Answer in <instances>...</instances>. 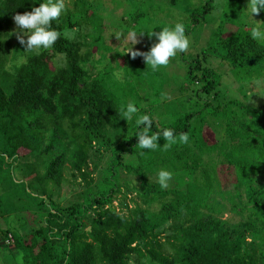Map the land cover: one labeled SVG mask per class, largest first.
Listing matches in <instances>:
<instances>
[{"label":"trees","instance_id":"trees-1","mask_svg":"<svg viewBox=\"0 0 264 264\" xmlns=\"http://www.w3.org/2000/svg\"><path fill=\"white\" fill-rule=\"evenodd\" d=\"M167 1L178 7L181 0ZM41 2L0 0V213L25 212L20 226L28 229L5 231L22 264H264V104L244 103L235 89L228 96L213 63L226 65L238 84L246 76L254 83L264 78V41L223 14L185 69L183 100L156 110L157 120L149 116L150 135L168 128L186 133L187 142L159 138L141 155L134 121L143 112L135 106L132 119L124 116L135 89L120 93L107 70L89 68L101 52L95 42L64 35L86 19L97 28L88 5L96 0H75L78 12L51 24L59 34L54 45L8 68L13 17ZM213 9L214 0L195 8L193 28ZM134 75L150 81L144 66ZM214 156L218 163L205 161ZM161 169L175 185L160 188ZM66 172L80 185L59 203L55 191ZM214 195L245 219L220 218L209 204Z\"/></svg>","mask_w":264,"mask_h":264},{"label":"rangeland","instance_id":"rangeland-1","mask_svg":"<svg viewBox=\"0 0 264 264\" xmlns=\"http://www.w3.org/2000/svg\"><path fill=\"white\" fill-rule=\"evenodd\" d=\"M95 0H90L93 2ZM206 0H181L178 7H172L167 0H96L91 5L90 13L94 16V25L96 29L92 28L91 23L86 19L81 22L80 27H75L72 30H67V37L77 41L95 42L101 52H97L93 61L89 65L94 72H109V77L112 82H116L119 88L123 87L135 89L136 96L127 99V103L137 106L138 110L143 114H148L154 120H157L156 110L162 108L164 105L171 102H178L182 99L179 96L178 89L182 86L185 80V69L188 63L197 54L210 44L212 32L223 20V14H229L230 19H233L239 24H246L248 27H253V21L247 17L244 12L247 9L248 0H214V9L211 13L205 16L206 24L199 25L193 28L190 15L194 13L195 8L198 9ZM65 11L61 16L74 15L79 8L75 6V0H64ZM187 8L189 10H187ZM133 17L138 19L133 22ZM253 20L257 23H262L260 12L253 16ZM176 22H182L185 27V35L189 40V47L184 53H178L174 58H170L168 64L164 67L152 71L146 66L142 57L132 59L129 54L124 53V48L121 46L120 40L129 32L139 33L144 30H151L159 32L160 27L170 26ZM102 30L100 31L99 29ZM16 25L10 32L9 54H8V68L19 66L24 63L31 53L24 52V47L19 44L15 36ZM116 37H121L117 39ZM138 43L133 47L134 51L147 52L155 38H149L145 32L142 36H137ZM103 58L104 63H109L108 68L103 69L101 62L98 61ZM19 61V62H18ZM57 65L64 64V58L59 56L56 59ZM214 67L222 74L223 90L232 96L230 91H235L238 99L244 100V103L258 107L264 104V78L258 79V84L245 77L240 80L233 77L229 68L226 65H221V62H213ZM144 66L147 73V79L150 81L137 80L134 75L139 71V68ZM95 67V68H94ZM113 73H119L120 79H116ZM102 75V74H101ZM237 82H236V80ZM114 80V81H113ZM244 81V82H243ZM255 82V81H254ZM243 86V93L241 87ZM235 89V90H234ZM247 92L246 101L244 94ZM239 93V94H237ZM163 94V96H162ZM242 94V96H241ZM234 96V95H233ZM240 96V97H239ZM183 100V99H182ZM136 108V109H137ZM217 128V127H216ZM220 138L224 135V127L219 126ZM221 140V139H220ZM217 156L213 158L205 157L206 162H217ZM216 163V164H217ZM79 181L74 179L66 172L64 175V182L59 190L55 191L54 200L63 203L69 200L76 190L79 189ZM175 185L173 178L168 182V187ZM134 195L128 196L127 203L132 205ZM5 200V199H2ZM119 204V203H118ZM209 204L216 210L215 213L231 224H239L245 219V215H241L232 210L227 201L221 198L220 195H214L209 201ZM2 207L6 208L7 203H3ZM207 212V210H205ZM25 212L11 213L10 215H3L0 213V264H22L21 254L12 246V241L9 236H5V231L8 228L18 229L24 231L28 229L29 225L23 224L20 226L25 218ZM9 241V243H8Z\"/></svg>","mask_w":264,"mask_h":264},{"label":"clouds","instance_id":"clouds-1","mask_svg":"<svg viewBox=\"0 0 264 264\" xmlns=\"http://www.w3.org/2000/svg\"><path fill=\"white\" fill-rule=\"evenodd\" d=\"M262 10H264V0H248L247 9L244 11L247 17L253 21L250 32L251 38L257 41H264V23H257L253 20V16ZM64 11V0H44L39 4V7H33L30 12L16 14L13 17V22L16 25L15 36L19 44L24 47V52L47 50L54 45L59 34L51 27V24ZM153 29L140 31L139 33L129 32L120 40V43L124 48V53L129 54L132 59L138 56L142 57L146 66L152 71H156L158 68L166 66L170 58H174L178 53L186 52L189 47V40L185 35V27L182 22L160 27L159 32H154ZM145 32L150 39L154 37L156 42L151 45L147 52L134 51L133 47L138 43L137 36H142ZM67 35L65 33V36ZM116 38L120 39L121 37ZM113 75L116 79H120L119 73H113ZM258 83V81L254 82V84ZM136 112V107L128 103L124 110V116L127 119H132ZM134 124L138 129L135 134L137 139L135 146L141 150V155L144 154V150H154L158 145L159 138H163L166 143L174 144L177 139L180 143L187 142L186 133H179L178 136H174L172 130L168 128L150 135L153 121L148 114L140 115L139 118L135 119ZM155 175L160 188L166 189L172 174L161 169Z\"/></svg>","mask_w":264,"mask_h":264},{"label":"built area","instance_id":"built-area-1","mask_svg":"<svg viewBox=\"0 0 264 264\" xmlns=\"http://www.w3.org/2000/svg\"><path fill=\"white\" fill-rule=\"evenodd\" d=\"M113 204L115 207H118V201H115ZM9 240H11L13 242V239L10 236H9ZM8 243H9V241H8Z\"/></svg>","mask_w":264,"mask_h":264}]
</instances>
